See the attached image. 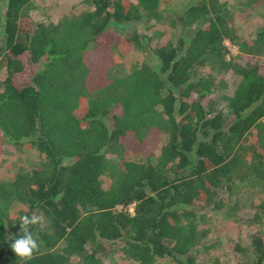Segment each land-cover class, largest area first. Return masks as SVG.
<instances>
[{"label": "trees", "instance_id": "16d2710c", "mask_svg": "<svg viewBox=\"0 0 264 264\" xmlns=\"http://www.w3.org/2000/svg\"><path fill=\"white\" fill-rule=\"evenodd\" d=\"M29 1L0 0V154L4 137L44 161L0 180V264H100L97 254L106 256L116 241L121 259L113 264H224L193 253L209 232L198 227L197 214L219 209L218 191L233 195L236 180L240 188H261L263 197L246 228H229L232 241L224 247L236 257L247 243L259 264L264 143L251 145L248 172L232 171L246 136L264 133V24L237 34L238 21L263 0H239L234 8L189 0L170 18L175 42L155 30L148 60L122 77L109 73L115 53L147 48L141 34L112 25L158 21L168 0H82L88 7L48 23L31 19ZM225 41L235 54L227 57ZM204 66L209 71L198 75ZM230 73L238 81L224 109H216L214 88ZM15 202L25 210L8 222ZM36 214L44 218L42 227H31L39 251L22 261L11 244L19 218Z\"/></svg>", "mask_w": 264, "mask_h": 264}, {"label": "rangeland", "instance_id": "374dc122", "mask_svg": "<svg viewBox=\"0 0 264 264\" xmlns=\"http://www.w3.org/2000/svg\"><path fill=\"white\" fill-rule=\"evenodd\" d=\"M227 7L234 8L237 6L239 0H221ZM167 2V1H166ZM189 0H168L167 3L162 4L166 6L167 10L163 11V16L160 20L154 21L153 19L144 18L137 23H124V24H113L112 28L122 34L139 33L143 36V44L146 46L147 51L141 52L137 50H130L124 55L116 54L114 56L115 64L110 69L109 73L113 77H122L129 72L131 66L135 65L139 61L148 60L149 46H153V40L151 34L155 30H161L167 32L172 42L176 40V31L170 25V18L181 10ZM88 7L82 0H30L26 7V12L34 22H56L62 17L67 15L75 14ZM264 24V0L262 6H257L250 10L245 18L240 19L237 23V34L238 35H252L256 28ZM227 46L228 54L227 57L235 54V46L225 41ZM264 57V56H263ZM209 71L207 67H201L197 69L198 75L205 74ZM4 77V69L0 68V89L1 80ZM224 85L220 83L214 88V107L216 109H224L225 100L228 95L233 91L238 76L233 73L226 74L224 76ZM218 83V82H217ZM216 83V84H217ZM262 129L264 128V120L261 123ZM261 140L264 143V133L262 131H253L250 135L246 136L241 144L240 155L238 156V162L233 168V175L240 176L244 172H248L246 167H251L252 163L248 161L253 155L251 145L257 144ZM263 151H260L262 153ZM156 154V153H155ZM264 154V152H263ZM44 161L42 154L37 152L35 149H30L15 145L9 147L6 139L2 138V152L0 154V180L4 182L12 179L20 169L31 170L34 169ZM133 161L140 163L144 161L142 156H134ZM264 170V165H263ZM107 177L102 176L100 184L106 187ZM237 182L232 187L233 195L226 196L223 191H218L216 197L222 200V205L219 209L212 210L209 207L204 208L202 212L197 214L198 227L208 228L209 232L204 237V241L198 246L193 252L198 259L205 262H212L214 259L221 260L224 264H233L234 260H240L242 264H253L254 257L251 253L250 246L247 243H243V251L236 257L226 250V244L231 242L229 234V228L236 231V226L242 228L247 227V220L249 211L262 201L263 193L261 188L255 186L242 187L241 183ZM263 185V184H262ZM262 185H260L262 187ZM240 188V189H239ZM25 208L17 202L12 203L6 214V221L14 222L18 218ZM258 214L260 212L258 211ZM39 215V214H36ZM261 217V216H260ZM256 235H264V226L260 222L256 223ZM41 227L42 224H39ZM238 240H240L238 238ZM241 241V240H240ZM212 243L207 249L203 250V244ZM121 242L116 241L109 247L107 255L97 254L100 264H113L115 260H120L119 250ZM77 258H70V263H75ZM154 264H173V261L169 258L156 260Z\"/></svg>", "mask_w": 264, "mask_h": 264}, {"label": "clouds", "instance_id": "9594fccd", "mask_svg": "<svg viewBox=\"0 0 264 264\" xmlns=\"http://www.w3.org/2000/svg\"><path fill=\"white\" fill-rule=\"evenodd\" d=\"M19 220L20 235L12 242L11 249L17 258L28 261L33 258L35 252L39 251V243L31 227L44 223V218L41 215H23Z\"/></svg>", "mask_w": 264, "mask_h": 264}, {"label": "water", "instance_id": "95a60500", "mask_svg": "<svg viewBox=\"0 0 264 264\" xmlns=\"http://www.w3.org/2000/svg\"><path fill=\"white\" fill-rule=\"evenodd\" d=\"M259 264H264V255H263V257H262V259H261Z\"/></svg>", "mask_w": 264, "mask_h": 264}, {"label": "built area", "instance_id": "2783aa9c", "mask_svg": "<svg viewBox=\"0 0 264 264\" xmlns=\"http://www.w3.org/2000/svg\"><path fill=\"white\" fill-rule=\"evenodd\" d=\"M129 212H131V209H129Z\"/></svg>", "mask_w": 264, "mask_h": 264}]
</instances>
